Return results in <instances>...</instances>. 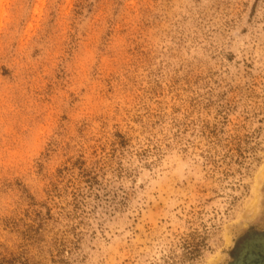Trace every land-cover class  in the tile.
<instances>
[{
    "label": "rangeland",
    "instance_id": "rangeland-1",
    "mask_svg": "<svg viewBox=\"0 0 264 264\" xmlns=\"http://www.w3.org/2000/svg\"><path fill=\"white\" fill-rule=\"evenodd\" d=\"M0 264H264V0H0Z\"/></svg>",
    "mask_w": 264,
    "mask_h": 264
}]
</instances>
